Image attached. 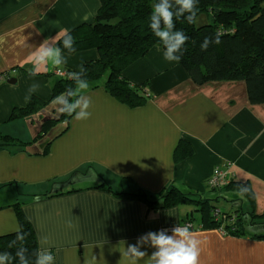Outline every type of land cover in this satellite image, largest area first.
I'll return each instance as SVG.
<instances>
[{
	"label": "crops",
	"instance_id": "crops-1",
	"mask_svg": "<svg viewBox=\"0 0 264 264\" xmlns=\"http://www.w3.org/2000/svg\"><path fill=\"white\" fill-rule=\"evenodd\" d=\"M99 6V0H0V126L11 123L13 110L26 107L33 97L49 101L56 70L78 71L81 64L99 59L96 50L62 53L66 65L57 68L50 60L39 74L29 75L32 53L46 38L93 23ZM163 52L154 48L124 72L131 84H147L150 98L143 107L131 109L104 88L87 89L91 117L73 118L49 155L29 156L24 148L0 147V238L20 230L21 213L32 225L40 249L41 238H48L43 247L55 256V264H84L86 256H94L95 264H121V240L135 244L150 231L192 220L193 232L203 241L200 264H264V240L200 229L199 206L148 211L138 200L99 188L107 184L119 191L128 187L122 181L127 179L160 197L175 184L207 200L229 195L223 209L233 213L250 208L229 186L248 184L255 213H264V105L250 103L244 82L195 85L179 63L164 59ZM13 79L16 84L9 83ZM34 83L38 89L25 103ZM6 136L17 139L0 134ZM182 142L193 152L176 162ZM217 169L226 173L228 186L209 184ZM141 250L149 255L154 251Z\"/></svg>",
	"mask_w": 264,
	"mask_h": 264
},
{
	"label": "trees",
	"instance_id": "trees-1",
	"mask_svg": "<svg viewBox=\"0 0 264 264\" xmlns=\"http://www.w3.org/2000/svg\"><path fill=\"white\" fill-rule=\"evenodd\" d=\"M158 2L159 0H99L100 6L93 23L83 24L68 32L74 38L76 49L70 56L92 50L99 54L98 60L88 62L84 67L87 70L84 78L88 81V89L104 88L110 96L131 109L148 103L150 95L147 84H131L124 77V72L154 48L164 51L163 45L149 27L153 5ZM196 7V21L207 15L212 23L198 27L196 22L189 24L184 18L174 19L175 30L183 31L189 37L181 49L179 65L197 86L217 82H244L250 103L264 105V0H196ZM216 32L223 34L222 43L210 45L206 51H202L200 45L204 38L212 37ZM57 46L62 48L63 54L69 55L62 47V40ZM58 71L65 75H58ZM72 71L74 70L69 68L55 71L56 79L52 83L49 101L33 97L26 107L13 110L10 122L25 121L29 125L46 115L34 138L30 142H23L6 136L3 137L6 144L1 147L12 145L24 148L29 156L49 155L52 144L67 133L74 118L58 114V106L53 102L57 96L66 93L68 88L75 87L74 81L67 75ZM58 123L62 124L61 130L49 137L50 131ZM192 152L188 143H180L175 155L176 162L187 159ZM122 181L128 187H121L119 191H114L107 184H102L99 188L120 198L138 200L146 205L148 211L194 204L200 207V229L220 230L226 236L235 238L264 240V213H255V196L248 184L235 187L230 185L228 189L233 188L238 192L241 187H247L248 192L242 201H247L250 211L240 208L229 213L223 208L215 207V201L192 192L186 193L175 184L168 186L165 193L157 197L132 186L127 179ZM72 192L75 191L66 194ZM19 231L25 234L24 241L12 245L17 233L0 238V253H11L14 258L11 264H19L15 253L22 246L27 249L30 264H35L34 253L40 250L39 244L32 225L21 213Z\"/></svg>",
	"mask_w": 264,
	"mask_h": 264
},
{
	"label": "clouds",
	"instance_id": "clouds-1",
	"mask_svg": "<svg viewBox=\"0 0 264 264\" xmlns=\"http://www.w3.org/2000/svg\"><path fill=\"white\" fill-rule=\"evenodd\" d=\"M197 7L196 0H159L153 5L150 15L149 27L155 37L164 47L163 57L168 62L179 63L181 60V49L189 39L183 31L175 30L174 19L184 18L189 24L196 22ZM222 33L216 32L212 37H205L200 47L206 51L210 45H219L222 43ZM62 40V47L71 55L76 51L74 47V38L67 30L58 34L54 38H46L43 43L32 53L31 62L33 69L29 70L30 76L39 74L42 66L52 60V64L57 68L67 64V58L62 57V48L57 44ZM53 57H55L53 59ZM87 70L83 64L79 66L78 71L69 72L68 78L73 80L75 87L68 88L66 93L57 96L54 104L58 106V114H66L74 117L77 121H86L91 117L89 109L92 106L91 98L85 94L89 88L88 81L84 78ZM38 89L37 84H32L28 89V95L25 96V103L31 99V94ZM248 192L247 187H241L238 195L244 198ZM38 199V198H37ZM69 228L73 227L71 221L67 222ZM170 231V234H169ZM25 234L18 231L16 239L12 242L15 245L18 241L22 242ZM41 249L34 253L35 264H55V256L49 248L43 247L48 245L47 237L40 240ZM203 241L190 230V226L179 224L173 226L170 230L161 229L156 232H148L137 238L135 244H128L126 240H121L117 250L121 253V264H200V256ZM10 245V247L12 246ZM141 248H152L154 251L149 255L147 250ZM19 258V264H30L27 249L20 247L15 253ZM13 256L9 252L0 253V264H11ZM94 256L85 257L84 264H95Z\"/></svg>",
	"mask_w": 264,
	"mask_h": 264
},
{
	"label": "rangeland",
	"instance_id": "rangeland-1",
	"mask_svg": "<svg viewBox=\"0 0 264 264\" xmlns=\"http://www.w3.org/2000/svg\"><path fill=\"white\" fill-rule=\"evenodd\" d=\"M212 23V19L207 16L203 15L201 16L197 21L196 25L198 27L204 26L206 24ZM52 107H50L51 109ZM46 119V115H44L42 118H40L39 121H35L32 125H29L25 121H15L7 124H3L0 126V134L2 135H12L13 137L17 138V140H21L23 142L30 141L34 138V135L37 134L40 130V126L43 123V121ZM62 128V124L58 123L57 126L54 127L49 133L50 136H55ZM29 132L30 135L26 136V133ZM6 142L0 138V147L2 145H5ZM10 148H16V146H9ZM230 196L227 195L225 199H220L219 201H215L213 204L215 207L223 208L225 207L227 200H229ZM1 202V201H0ZM230 207L227 205V208ZM239 209V208H238Z\"/></svg>",
	"mask_w": 264,
	"mask_h": 264
},
{
	"label": "built area",
	"instance_id": "built-area-1",
	"mask_svg": "<svg viewBox=\"0 0 264 264\" xmlns=\"http://www.w3.org/2000/svg\"><path fill=\"white\" fill-rule=\"evenodd\" d=\"M13 74L15 72H12ZM58 75L60 76H64L65 74L61 71H58L57 72ZM10 74H8L7 76H9ZM209 184L213 187V188H216V187H226L229 185V181L228 179H226V173L225 172H222L221 170L217 169L214 171L213 175L211 176L210 178V182ZM184 225H188L190 226V230L191 231H195V226L193 225V223L191 221H187L185 222L183 225L181 226H184ZM167 230H170L171 228H166ZM224 233V232H223ZM169 234H170V231H169ZM225 234V233H224Z\"/></svg>",
	"mask_w": 264,
	"mask_h": 264
},
{
	"label": "water",
	"instance_id": "water-1",
	"mask_svg": "<svg viewBox=\"0 0 264 264\" xmlns=\"http://www.w3.org/2000/svg\"><path fill=\"white\" fill-rule=\"evenodd\" d=\"M16 82H17V81H16L15 79H13V80H9V83H10V84H16Z\"/></svg>",
	"mask_w": 264,
	"mask_h": 264
}]
</instances>
